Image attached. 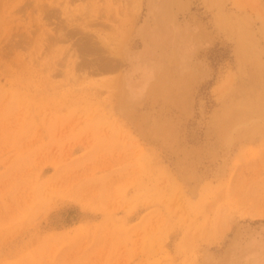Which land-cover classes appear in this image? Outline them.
<instances>
[{"label": "rangeland", "instance_id": "rangeland-1", "mask_svg": "<svg viewBox=\"0 0 264 264\" xmlns=\"http://www.w3.org/2000/svg\"><path fill=\"white\" fill-rule=\"evenodd\" d=\"M0 264H264V0H0Z\"/></svg>", "mask_w": 264, "mask_h": 264}]
</instances>
